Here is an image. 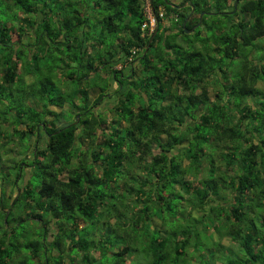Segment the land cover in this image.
Masks as SVG:
<instances>
[{"label":"trees","instance_id":"trees-1","mask_svg":"<svg viewBox=\"0 0 264 264\" xmlns=\"http://www.w3.org/2000/svg\"><path fill=\"white\" fill-rule=\"evenodd\" d=\"M0 1L18 12L14 23L0 21V87L19 97L0 102V116L10 115L7 139L31 147L28 158H7L17 170L1 181L11 190L0 188V264H23L20 238L40 264H196L218 233L237 245L221 242L226 255L237 253L223 264H264V0H149L151 32L140 29L144 0ZM53 51L70 68L63 77L76 81L66 122L56 117L65 98L48 94ZM100 70L110 82L88 103ZM132 76L140 79L133 89ZM111 82L107 121L91 107ZM208 82L217 86L211 95ZM23 166L29 175L19 185ZM25 218L38 240L15 233Z\"/></svg>","mask_w":264,"mask_h":264},{"label":"rangeland","instance_id":"rangeland-1","mask_svg":"<svg viewBox=\"0 0 264 264\" xmlns=\"http://www.w3.org/2000/svg\"><path fill=\"white\" fill-rule=\"evenodd\" d=\"M5 8V9H4ZM230 10V9H228ZM11 11H14L13 13ZM17 10H15L14 8H12V10H10V7L9 8H6L4 6V3L0 1V21L2 22H5L6 20H9L11 21L12 23H14L15 21V18L14 16L17 15ZM168 21L167 20H161L160 24L161 26H167L168 25ZM184 31L188 34V38L192 39L193 38V33L192 31H189V30H186L184 29ZM213 32H215L213 30ZM159 47H161V43L159 42L158 45ZM51 57L48 58V61H47V64H46V67L47 66H51V72L50 74L52 75V80H53V83H48L47 85L52 86V88L50 87L49 90H48V94L49 95H54L55 94V90L56 91H59V92H56L58 93L59 95H61L62 97L65 98V102L61 105V108H63L61 114H63V111L64 112V116L63 118L60 117L58 114L57 119H59L60 121H69V120H72V117L73 116L72 114H69L70 110H69V106H70V96L68 94L71 95L70 91H71V87H73L75 84H76V81H70L69 79L63 77L62 73H65L67 72L70 68L66 67V68H62L63 67V62L56 56H58V54H56L55 51L51 52ZM234 61V60H233ZM124 65L121 67V68H124L125 66V69L128 67L129 65V62L127 63H123ZM73 65V64H72ZM122 64L121 63H114L112 64V67L114 69H118L120 68ZM133 68H134V71L136 74L140 75L141 74V65L138 64V62H133ZM123 69V71L125 70ZM19 71V70H18ZM29 71L28 69H26V66L24 65L23 66V69L21 72H27ZM125 72V71H124ZM44 73H46V70L45 68L44 69H39V72L37 73V76H42ZM99 74V75H98ZM98 74L95 75V78H94V86L90 87L88 89L89 93H88V103L90 102V100L96 95V93L98 92L99 90V87L101 86H104L105 84H107V82H110V75L106 72V71H98ZM26 75V74H25ZM25 80H28L29 79V76H25L24 77ZM131 79L133 80L132 83L128 82L127 85L130 87V88H134V86L138 85V83L140 82V79L137 77L135 78V76H132ZM261 84V83H260ZM258 84V85H260ZM39 85V81L35 82L34 83V87H37ZM208 87H207V90L210 92V95L212 94L213 90L217 89V86L216 84L214 83H211V82H208L207 83ZM262 86V85H260ZM57 87V89H56ZM114 89H115V83L114 82H111L110 85H108L106 87V89L104 90V93H105V96H103V98L98 102V104H95L93 107H91L92 111L94 113H99L101 117H103L104 119H106L107 121H110V119L113 117L112 116V111H110V108L111 106L115 103L116 101V92H114ZM14 90V91H13ZM178 92H181V89L178 88ZM17 90L12 88V87H9L8 85L7 86H4V88L0 87V102L1 103H9L11 102L12 100H15L16 101V98H18L19 100V97L17 95ZM76 100H77V97H75ZM210 98H212V96H210ZM34 100V101H32ZM244 102H250V99L248 100V97H244ZM26 103L31 105V106H34L35 108L37 109H41L42 106H41V102L42 100L40 99H37V98H33L32 96L28 97L26 100ZM81 101V100H80ZM77 102H79V100H77ZM136 103V102H135ZM80 104V103H79ZM137 104V103H136ZM1 107V106H0ZM49 108H53V110L55 112H57L59 110L58 107H55V106H50ZM3 110L0 109V111H5L4 108H2ZM61 110V109H60ZM1 115V113H0ZM50 118H52V115L51 114H48L45 116V120H49ZM10 119V115H9V112H7V115H6V118L2 121V118L0 116V142H3L6 140V144L5 146H1L0 144V188H6L5 191L6 192H10V190H8L7 186H3L2 185V180L4 179L5 182H7V179L9 178H12L13 176H15V172L17 170V168H14V167H11V165L13 164V162L11 161H7L8 159L7 158H10L11 160L13 161H17L19 160L21 157H23L25 159V157L28 158V156L30 155V149L31 147H28V146H25L23 141V139H17V137H15L16 135H14L13 138L11 139H7L8 135L10 133H12V125L10 124V122L6 121V120H9ZM16 128H21V125H17ZM40 141H39V144H42L43 142V134L41 135L40 134ZM33 137H31L30 139V143L32 144V139ZM78 141H80V145L81 146H86L87 145V140L85 139H80V138H77L74 142V144H76ZM7 148H9V151H7ZM154 151H156V149H154ZM26 153V154H25ZM12 163V164H11ZM184 163H186V160H184ZM22 166V165H21ZM24 167V171H21V173L23 174L22 177L18 179V184L21 185V183L24 182V180L27 178V176L29 175V167L28 166H23ZM6 173V174H5ZM5 174V175H4ZM190 177V176H189ZM30 180V179H29ZM4 181H3V184H4ZM30 182L32 184H34V181L30 180ZM15 188V187H14ZM14 194V192L12 193ZM14 213H20L22 212V210H17V208H14L13 210ZM23 214H27V212H22V215ZM159 221L157 218L155 219L154 218V221H153V225H155L158 229H160V232L161 234H165L169 228H167L166 226H160L159 224ZM202 222H206V221H202ZM207 223V222H206ZM35 225V220H32L31 218H25L23 221H20L17 226L15 227L14 231L15 233L17 232L18 233H21V237H27L29 239L33 238V240H38L39 236H38V233H36V227H34ZM167 226H169V223L166 224ZM34 228V229H33ZM210 231H212L211 228H209ZM54 231V228L52 226V224L50 223L48 225V227L46 228V236L45 237V240H50L51 237L49 234H51L52 232ZM213 232L216 233L215 229L213 230ZM36 234V235H35ZM214 234L212 233V236ZM19 236V237H20ZM215 237H213L211 239V241H209V245L207 248H204L200 254V252H196V258H197V262L196 264H223V260H225L226 258H232V256H236L237 253H233V255H231V253L229 255H226L227 254V249L226 247H237V245H235V243H233V240H230L229 238H222L220 239V236H219V233L218 235L215 234L214 235ZM95 237V236H94ZM150 237V236H148ZM199 238H201V233L199 234ZM198 238V239H199ZM25 238H20V246L17 247V251H19V254L20 256H22L23 258V264H40L37 260H35V258L33 259L31 256H30V253H29V248L30 246H25L23 242H25L24 240ZM221 242L226 246H222L220 245ZM38 249V255L40 256L42 254L41 250H39V242L36 243L35 245ZM53 250H50V253L52 252ZM210 252L213 254L211 257L209 255H204L202 254L203 252ZM238 252V251H237ZM67 255H73V251L72 250H69L67 252ZM67 255H64V256H67ZM79 255H75L74 256V259H73V262L77 261V259H79ZM17 261V258L15 259ZM15 260L13 259V261L10 262V264H16L17 262H15ZM51 261V259L49 260ZM52 262V261H51ZM189 262H195L193 259H190ZM179 263V262H178ZM45 264V263H43ZM64 264H70L69 261L66 259V257H64Z\"/></svg>","mask_w":264,"mask_h":264},{"label":"built area","instance_id":"built-area-1","mask_svg":"<svg viewBox=\"0 0 264 264\" xmlns=\"http://www.w3.org/2000/svg\"><path fill=\"white\" fill-rule=\"evenodd\" d=\"M144 10H145V20L141 23L140 29L144 32H151L155 26L156 22V16L155 14L151 11L150 5H149V0H144ZM162 10L160 9L157 12L158 17H162ZM137 48H131L130 49V54L134 53V51ZM131 56V55H130Z\"/></svg>","mask_w":264,"mask_h":264},{"label":"water","instance_id":"water-1","mask_svg":"<svg viewBox=\"0 0 264 264\" xmlns=\"http://www.w3.org/2000/svg\"><path fill=\"white\" fill-rule=\"evenodd\" d=\"M182 25H183V22H182Z\"/></svg>","mask_w":264,"mask_h":264}]
</instances>
